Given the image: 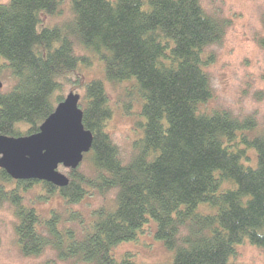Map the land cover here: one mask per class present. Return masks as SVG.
<instances>
[{
  "label": "trees",
  "instance_id": "trees-1",
  "mask_svg": "<svg viewBox=\"0 0 264 264\" xmlns=\"http://www.w3.org/2000/svg\"><path fill=\"white\" fill-rule=\"evenodd\" d=\"M60 7L61 0L0 3V62L16 78L11 90H0V137L40 131L64 100L61 79L89 63L83 51L99 55L109 83L137 80L146 123L125 163L107 132L113 109L105 84L92 80L79 103L93 134L85 170H70L69 185L58 188L14 180L0 168V206L10 204L18 220L21 254L51 249L70 264H137L112 252L135 240L149 218L175 252L172 264H235L231 258L245 240L264 250V129L256 130L253 117L201 109L214 95L205 50L222 40L223 21L200 0H71L69 21L42 27V16ZM249 150L256 151L255 168L243 163ZM37 187L45 202L58 196L67 205L95 192L116 196L79 235L56 212L45 218L25 204ZM201 204L217 213L198 212Z\"/></svg>",
  "mask_w": 264,
  "mask_h": 264
},
{
  "label": "rangeland",
  "instance_id": "rangeland-1",
  "mask_svg": "<svg viewBox=\"0 0 264 264\" xmlns=\"http://www.w3.org/2000/svg\"><path fill=\"white\" fill-rule=\"evenodd\" d=\"M10 0H0L8 3ZM205 11L223 21L225 30L222 40L205 50L208 74L214 91L213 97L202 106L205 112L225 110L234 117L245 119L253 117L256 130L264 129V0H200ZM71 0H61L58 14L53 17L43 15L42 27L55 26L72 18ZM89 63L81 62L77 70L67 73L62 79L59 92L63 98L70 93L85 94V86L92 80H103L110 105L112 118L107 123V132L120 150L121 159L126 163L133 154L134 142L143 135L146 123L142 115L145 99L140 93L136 79L118 84L106 81L104 62L99 55L83 51ZM0 82L2 92L11 90L16 84L9 66L1 60ZM249 160L243 163L247 167H257L258 158L255 150L248 151ZM85 170L86 165L81 164ZM58 171L70 177V169L63 165ZM226 186L231 187L230 183ZM236 186V185H234ZM42 190L37 187L26 195L25 204L35 206L43 217H50L56 212L67 221L65 226L73 228L79 235L85 226L94 221V212L109 206L115 199L116 192L106 196L98 193L88 194L80 203L67 205L62 198L54 196L45 202L38 195ZM198 212L216 214L217 210L207 204L199 205ZM81 214L80 219L71 220L72 214ZM18 222L10 204L0 206V264H70L57 259L56 253L47 249L43 254L26 257L21 254L17 243L15 226ZM157 223L149 218L137 232L135 240L123 242L114 248L112 255L117 261L127 255L137 264H172L175 252L169 250L164 241L156 237ZM235 264H264V250L251 244L249 240L236 246V254L231 258Z\"/></svg>",
  "mask_w": 264,
  "mask_h": 264
},
{
  "label": "water",
  "instance_id": "water-1",
  "mask_svg": "<svg viewBox=\"0 0 264 264\" xmlns=\"http://www.w3.org/2000/svg\"><path fill=\"white\" fill-rule=\"evenodd\" d=\"M80 100L78 94L67 95L36 134L0 137V168L17 181L69 185L70 178L58 171L59 166L76 170L93 145V134L83 125Z\"/></svg>",
  "mask_w": 264,
  "mask_h": 264
}]
</instances>
